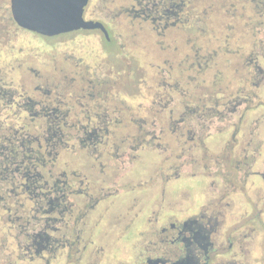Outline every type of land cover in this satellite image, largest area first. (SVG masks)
<instances>
[{
	"label": "flooded vegetation",
	"instance_id": "af4514ba",
	"mask_svg": "<svg viewBox=\"0 0 264 264\" xmlns=\"http://www.w3.org/2000/svg\"><path fill=\"white\" fill-rule=\"evenodd\" d=\"M13 6L0 264H264V0H88L55 35Z\"/></svg>",
	"mask_w": 264,
	"mask_h": 264
},
{
	"label": "water",
	"instance_id": "95a60500",
	"mask_svg": "<svg viewBox=\"0 0 264 264\" xmlns=\"http://www.w3.org/2000/svg\"><path fill=\"white\" fill-rule=\"evenodd\" d=\"M87 2L88 0H14L13 13L20 26L55 35L95 26L83 20Z\"/></svg>",
	"mask_w": 264,
	"mask_h": 264
},
{
	"label": "rangeland",
	"instance_id": "374dc122",
	"mask_svg": "<svg viewBox=\"0 0 264 264\" xmlns=\"http://www.w3.org/2000/svg\"><path fill=\"white\" fill-rule=\"evenodd\" d=\"M187 184L192 186V190L195 192V194L198 192V183L196 181L187 182Z\"/></svg>",
	"mask_w": 264,
	"mask_h": 264
}]
</instances>
